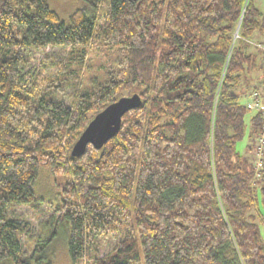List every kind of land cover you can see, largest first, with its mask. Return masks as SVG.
Segmentation results:
<instances>
[{"label": "trees", "instance_id": "1", "mask_svg": "<svg viewBox=\"0 0 264 264\" xmlns=\"http://www.w3.org/2000/svg\"><path fill=\"white\" fill-rule=\"evenodd\" d=\"M87 3L67 24L48 0H0V264H50L39 245L26 254L11 212L41 204L42 165L64 178L51 215L68 224L72 264H264V167L255 183L254 157L236 148L250 110L242 98L264 89L263 77L247 81L264 73V51L250 44L264 12L251 0ZM49 45L68 48L70 72L92 46L117 58L104 80L63 100L67 78L48 77L43 92L23 78L24 51ZM135 91L142 103L118 132L73 157L92 116ZM263 119L255 110L250 136Z\"/></svg>", "mask_w": 264, "mask_h": 264}, {"label": "rangeland", "instance_id": "2", "mask_svg": "<svg viewBox=\"0 0 264 264\" xmlns=\"http://www.w3.org/2000/svg\"><path fill=\"white\" fill-rule=\"evenodd\" d=\"M251 1L255 7L264 12V0ZM48 4L58 12L65 23L69 24L71 12L75 8L87 7L88 3L87 0H48ZM87 15L89 16L90 12H87ZM263 40L264 33H254L250 39V44L258 49L256 43ZM24 52L26 65L23 68V78L29 81L30 87L37 92H43L48 77H65L67 78L64 81L65 84L61 92L58 93L59 98L63 100H68L76 89H85L91 86L92 78L96 77L99 80H104L106 70L110 65L115 64L117 58L116 53L112 50H100L92 46L86 64L81 67L72 66L74 72H70L67 47L49 45L43 50L31 48ZM262 64H264V61ZM252 76L247 78V81L251 80V82L257 83L256 80L261 77L264 78V73H253ZM262 90L264 89L257 88L256 91L259 92V95L260 92L263 93L260 96L264 98ZM249 99L250 97H243L242 101L247 103ZM254 113L255 110L250 109L247 111L244 134L238 140L236 148L240 153L254 157V180L256 183L260 180L264 167V119L261 133L257 137L250 136V118ZM249 145H251V151L248 150ZM63 179L62 175L54 176L46 166H40L37 178L33 183V189L36 197L42 199L41 204L37 209L26 205H14L11 211L15 217L22 219V223L25 224V232L21 234V240L26 254H32V249L39 245L43 250V253L40 254H44L50 264H72L68 252V224L64 220H59L56 216L51 215L53 207L61 203L59 183ZM258 198L260 207L264 208L260 193ZM261 210L263 211V209ZM260 233L264 239L263 223H260ZM114 243L115 240L112 237L101 239L98 246L99 253L104 255L113 247ZM77 264H82V262Z\"/></svg>", "mask_w": 264, "mask_h": 264}, {"label": "water", "instance_id": "3", "mask_svg": "<svg viewBox=\"0 0 264 264\" xmlns=\"http://www.w3.org/2000/svg\"><path fill=\"white\" fill-rule=\"evenodd\" d=\"M142 103L139 91L121 95L115 101L96 112L87 122L86 126L73 143L71 155L81 156L91 144L93 147L101 148L121 127L123 115Z\"/></svg>", "mask_w": 264, "mask_h": 264}, {"label": "built area", "instance_id": "4", "mask_svg": "<svg viewBox=\"0 0 264 264\" xmlns=\"http://www.w3.org/2000/svg\"><path fill=\"white\" fill-rule=\"evenodd\" d=\"M256 45L264 51V40L257 42ZM246 105L251 110H260L264 117V99L259 95V92L254 91Z\"/></svg>", "mask_w": 264, "mask_h": 264}]
</instances>
